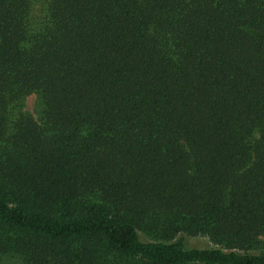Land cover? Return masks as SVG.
<instances>
[{"label": "trees", "instance_id": "1", "mask_svg": "<svg viewBox=\"0 0 264 264\" xmlns=\"http://www.w3.org/2000/svg\"><path fill=\"white\" fill-rule=\"evenodd\" d=\"M0 264H264V0H0Z\"/></svg>", "mask_w": 264, "mask_h": 264}, {"label": "rangeland", "instance_id": "2", "mask_svg": "<svg viewBox=\"0 0 264 264\" xmlns=\"http://www.w3.org/2000/svg\"><path fill=\"white\" fill-rule=\"evenodd\" d=\"M35 97L34 95H28L24 100V108L33 116L35 114L33 112V105H34ZM183 244L185 247H196V248H207L212 247L213 244L209 242L205 237L202 236H182Z\"/></svg>", "mask_w": 264, "mask_h": 264}]
</instances>
